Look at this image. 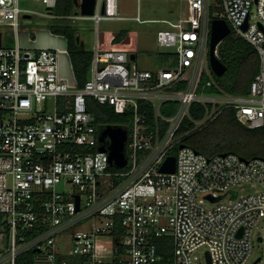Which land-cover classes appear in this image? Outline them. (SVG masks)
Here are the masks:
<instances>
[{
    "label": "built area",
    "instance_id": "2783aa9c",
    "mask_svg": "<svg viewBox=\"0 0 264 264\" xmlns=\"http://www.w3.org/2000/svg\"><path fill=\"white\" fill-rule=\"evenodd\" d=\"M21 1L0 0V16L11 17L15 32L20 15L34 14ZM45 1L43 16L59 17L57 0ZM66 17L127 18L118 0H97L93 15ZM215 18L258 53L245 95L227 92L213 74ZM167 23L157 33L156 64L141 66L137 54L97 43L83 86L62 74L61 55L71 64L67 49L23 48L18 36L3 46L2 39L0 264H197L206 252L212 264H264V256L251 259L264 220V158L208 156L185 143L227 108L249 128L264 125V0H187L185 16ZM90 98L131 118L122 170L99 148ZM194 103L204 109L200 119L191 116ZM186 120L195 125L182 132ZM170 156L175 171H163ZM243 184L255 190L237 192Z\"/></svg>",
    "mask_w": 264,
    "mask_h": 264
},
{
    "label": "trees",
    "instance_id": "16d2710c",
    "mask_svg": "<svg viewBox=\"0 0 264 264\" xmlns=\"http://www.w3.org/2000/svg\"><path fill=\"white\" fill-rule=\"evenodd\" d=\"M74 6L75 0H57L54 12L57 15L69 16L72 15ZM50 28L54 34L63 35L66 38L73 73L78 85L83 86L90 75L93 53L86 50L85 46H81L76 29L67 19L55 22ZM126 35V31H121L115 38L116 43L121 42ZM218 56L228 66L227 72L222 76L216 75L213 71L222 88L237 95L249 93L251 82L259 69V56L256 49L245 39L230 34L223 43L219 44ZM206 79L207 77L204 76L199 91L203 90L202 86ZM205 91L212 93L215 89L208 87ZM89 107L98 123L127 126L131 123L128 114L117 112L111 104H101L90 98ZM191 116L195 119L204 116V109L199 103L191 106ZM194 125L193 122L186 120L181 131H187ZM185 143L208 156L234 152L243 158H264V125L259 128H249L238 121L235 108H227L209 124L192 131L186 137ZM123 168L114 167L113 170ZM169 252L171 254V250ZM32 254V252L26 254L24 259L30 261Z\"/></svg>",
    "mask_w": 264,
    "mask_h": 264
},
{
    "label": "rangeland",
    "instance_id": "374dc122",
    "mask_svg": "<svg viewBox=\"0 0 264 264\" xmlns=\"http://www.w3.org/2000/svg\"><path fill=\"white\" fill-rule=\"evenodd\" d=\"M119 2L120 15L127 17L126 19H103L96 23L92 19L71 17L68 18V21L76 29V33L85 44L86 50L92 53L98 43L101 50L122 49L137 54L138 62L141 66L156 64L160 58L156 52L157 33L161 29L168 27L167 21H176L180 17L185 16L187 0H120ZM20 6L34 11V14L29 18H25L23 15L19 16L17 32L13 30L10 24L11 17L8 14L0 16L3 46H14L18 36L23 48L44 46L56 49L66 48L65 38L62 35L54 34L50 28L52 24L62 21L63 18L44 17L43 14L48 12L45 0H22ZM54 14L56 13L54 12ZM75 14H81L80 9L76 6H74L72 12V15ZM137 15L143 21L133 18ZM121 31H126L127 35L121 42L116 43L115 38ZM232 35L237 37L235 34ZM48 42H50V45H48ZM223 42L224 40L221 43ZM61 62L62 74L69 82L74 83V74L66 54L61 55ZM242 186L245 187V191H241V186L235 187V190L239 193L255 190L250 184H243ZM68 188L71 189V186ZM258 235L264 236V220L255 228V246L251 256L252 260L259 256H264V240L262 242L258 240ZM3 247L4 244L0 243V249ZM199 254H202V252ZM202 255L197 264H208L205 254L203 253Z\"/></svg>",
    "mask_w": 264,
    "mask_h": 264
},
{
    "label": "water",
    "instance_id": "95a60500",
    "mask_svg": "<svg viewBox=\"0 0 264 264\" xmlns=\"http://www.w3.org/2000/svg\"><path fill=\"white\" fill-rule=\"evenodd\" d=\"M97 0H75V6L80 9L83 15H93L95 13ZM102 12H105L103 6ZM30 15H24L29 17ZM246 28V25L244 26ZM231 33L229 24L225 19L215 18L211 23V40H210V66L216 75L222 76L228 66L216 54L218 45ZM2 45V32H0V46ZM83 45V44H82ZM135 58V53L132 54ZM99 148L105 150L109 154V164L112 167L123 168L128 163V126L123 124H104L98 126ZM176 167L175 156H170L166 159L162 166V170L166 172H174ZM212 199V198H211ZM208 264H212L209 252H206ZM260 258L252 264H256Z\"/></svg>",
    "mask_w": 264,
    "mask_h": 264
},
{
    "label": "crops",
    "instance_id": "0c3cea01",
    "mask_svg": "<svg viewBox=\"0 0 264 264\" xmlns=\"http://www.w3.org/2000/svg\"><path fill=\"white\" fill-rule=\"evenodd\" d=\"M120 0H118V9H120V2H119ZM30 17V16H29ZM29 17H25V18H29ZM60 18H65V19H67L68 20V17H66V16H59V17H56L55 19H60ZM72 18H74V17H72ZM70 23V22H69ZM59 35V34H58ZM63 36V35H62ZM64 37V36H63ZM65 38V37H64ZM2 39H3V34H2ZM77 39L79 40V42L81 43V46L83 47L85 44L83 43V41H81V39H80V36L78 35V37H77ZM65 40H66V38H65ZM16 43V42H15ZM49 44L48 45H50V42H48ZM83 44V45H82ZM66 45H67V40H66ZM65 49H67V46H66V48ZM68 50V49H67Z\"/></svg>",
    "mask_w": 264,
    "mask_h": 264
}]
</instances>
